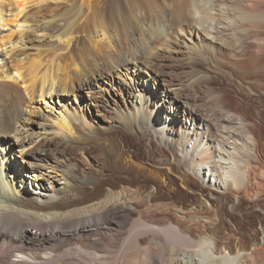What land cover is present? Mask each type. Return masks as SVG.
Returning a JSON list of instances; mask_svg holds the SVG:
<instances>
[{"label": "bare ground", "instance_id": "obj_1", "mask_svg": "<svg viewBox=\"0 0 264 264\" xmlns=\"http://www.w3.org/2000/svg\"><path fill=\"white\" fill-rule=\"evenodd\" d=\"M43 38L45 54L25 53ZM173 52L183 60L174 70L181 79L160 61ZM249 77L264 85V0H0V264H264L263 226L259 241L253 231L245 241V232H223L222 217L205 214L206 202L192 198L181 208L161 196L160 210L200 229L192 238L167 222L162 230L145 223L135 206L145 179L169 192L174 183L164 169L180 173L188 188L194 177L197 192L214 203L251 197L264 109H247ZM114 91L126 97L121 105ZM65 95L74 108L55 102ZM36 98L51 108L34 111ZM261 98L264 91L254 99ZM110 103L111 129L123 124L127 136L138 134L170 158L159 155L151 171L117 148L115 159L126 163L115 171L120 180L97 175L81 185L61 147L90 143L78 131L91 134L87 118ZM15 148L22 160L10 156ZM47 168L54 180L46 178L45 192L24 184ZM260 174L255 185L264 189V168Z\"/></svg>", "mask_w": 264, "mask_h": 264}, {"label": "rangeland", "instance_id": "obj_2", "mask_svg": "<svg viewBox=\"0 0 264 264\" xmlns=\"http://www.w3.org/2000/svg\"><path fill=\"white\" fill-rule=\"evenodd\" d=\"M132 10H133V8H131V10H129V12H127L129 14L127 16H129L131 19L133 18V15H136L137 14L136 12H133ZM130 11H132L133 13H130ZM2 33H7V31L5 30ZM44 39L45 38H43L41 40H37V42L32 41L30 44H27V49L25 50V53H27V51H28L27 54H32V52L35 53L38 50V52L45 54L46 53L45 49L48 48V46H47L48 44H45V42L43 41ZM33 45L35 46V48L33 47ZM44 46H45V48H43ZM40 49H42V50H40ZM164 58H170V59H161L160 61H161V63L163 65L172 67L171 69H168V70L166 69V71L171 74V78L172 79L173 78L174 79L175 78L176 79L183 78L182 76L179 75V73L177 71H174L175 69H177V66L180 65L183 62V60H181V59H178L177 60V58H179V57L177 56L176 52L175 53L173 52V53H171L169 55H164ZM210 73H213V74L215 73V76L219 74L218 72H214L212 70H211ZM255 80H256V78L249 77V78L243 79V81H242V85H243L242 87L243 88H246V90H247L246 84L249 83L248 85L251 87L250 90L252 89L251 90L252 91L251 92L252 94H250V95H252V98L253 99L250 100V101L252 102L253 105H251V102H249L251 106L247 108L248 110L250 109L249 110V113H251V114L253 113L252 106L253 107H255V106L259 107V110L264 109V108H262L264 106V98H261V100H260V102L263 103L262 104V107H261V103H259V100H255L254 99L256 96H258L261 92L264 91V85L261 82L260 83L259 82H255ZM228 85L230 87V85L232 86L233 84L232 83H229ZM232 87L235 88L234 85ZM229 90L232 91L231 88ZM108 91H109V89H108ZM82 95H85L84 91H82ZM112 95H113L112 96L113 97V100L115 99L116 100L115 102H117L120 105L122 103V100L123 99L124 100L126 99V97L123 94L122 95H118V92L117 91H114ZM240 95L242 96V94H240ZM67 98H69V96L65 95V96H60L59 99L55 98L54 100H55L56 103H58V101H60V105H63V103H66V106L68 108H71V109L74 108L77 105L76 99L74 97H70V99L67 100ZM85 99H86V101H88L86 96H84V100ZM38 100L39 99L36 98L34 100V104L32 105V106L35 107L34 111L40 110V108H42L41 110H44L45 112H47L49 110L48 108H51V105H50L51 103H50L49 106H48V108L43 109L44 108L42 106L43 103H41ZM77 100L79 101L81 99L78 97ZM253 101H256V102L253 103ZM113 104H111V103L109 104V107H107V112H102V113H99L98 114L97 111H95L96 109H94L93 110L94 112H92L93 115H90L91 109H93V106H90V111H89V109L88 110H85V108H84V112L88 116L90 115V118H87V126H89L91 124L92 130L90 131L91 134L87 133L85 131V129L78 131V134H80L81 137L83 135V137L89 138L90 139V143H88V144L87 143H83V142H79V143L74 142L75 144L74 143H71V144L66 143L64 145V147H61L62 152L63 153H66V154H69V156L72 158V160H70V162H69V165H72L73 167H75L76 169H78V170H76L74 168L76 170L75 171L76 174H78L79 182H80L81 185L89 186L90 184H88V182H89L88 179H91V177L93 178V176H97V175L99 177H101V176L103 177V175H106V176H104V178H107V179H110V180H114L115 179L114 181H119L120 178L117 177V176H115V175H117V174H115V171L117 169H123L121 167L122 165L125 168V165H126L125 159H120V160L118 159V162L116 160L117 159L116 158V155H117V152L119 150H121V151L123 150V152L124 151H127L126 153L132 152L133 155L135 156V158L138 159V160L135 159L136 164H141V165H143L144 167H146L147 169H149L151 171H153V170L156 171V167L155 166H158L157 160L159 158H162L159 155H162L163 154V156H165V153H166V156L167 157L165 156V158H170V155L167 153L166 150L161 149L163 151L161 152V154L160 153L158 154L156 152L157 150H155V148L158 147V146L154 144V146H155L154 147L153 144L148 143L146 140L140 138L138 136V134H135L134 139L133 138H130L129 136H127L126 135V128L124 129V125L123 124L122 125L121 124L114 125L112 127V129H111V127H109L110 122H112V121L115 122V120H114V118L112 116V113L110 111L111 108L113 107ZM257 107H255V108H257ZM260 107H261V109H260ZM25 109H26V107H24L23 110H25ZM26 110H32V109H29V107H28V109H26ZM31 117H32V120L38 118L37 116L35 117V115H31ZM263 128H264L263 126L259 127V129H260L259 132H260L261 135L259 136V141L257 142V146L258 147H257V150H256V155H257L256 156L257 157L256 158L257 159L256 162L258 164L256 163L255 165H253V167L256 166L255 167L256 169L254 168V170H255L256 174L258 175V178L256 176V179H255L256 182L260 179V175H261L260 173L262 172V168H264V129ZM28 129L30 131L31 130V127H28ZM36 131H38V130L36 129L35 132ZM83 132H85V133H83ZM113 133H114V135H113ZM114 138H115V140H114ZM149 141H151V138L149 139ZM79 144H80V146H79ZM68 145H70V148H69ZM121 147H122V149H121ZM26 148L31 149L30 147H26ZM112 148H113V150L115 148V151L114 152H113ZM117 148L119 150H117ZM19 150H20L19 148H15L14 153L12 155H10L14 161H16V160H22V154H20V151ZM111 150H112V152H111ZM148 151H150V152H148ZM63 153H60V154H63ZM148 153L150 155V159L149 160L146 159V156H147ZM113 155L115 156L114 158H113ZM119 161H121V162H119ZM142 161L143 162L145 161V162L143 163ZM30 162H32L33 164L35 163L34 165H41V166H45L46 167L44 161H38V160L31 159ZM114 162L116 163V165H115ZM153 164H154V169H153ZM113 165L115 167H117V168H115ZM161 166H165V165H161ZM157 170H160V169H157ZM260 170H261V172L259 173L258 171H260ZM161 171H162V173L160 175H169L172 178V181H173L174 185L171 188H169V192L167 193V191L162 186H160L161 184L159 182L158 183H155V184L152 183V185H151V181H149V179H145L146 180V186L147 185L148 186H147V188L145 187L144 190L142 189L141 190L142 192L141 191L139 192V193H141V195L139 194L140 195L139 197L141 199L137 198L138 201H137V203H135V206L139 210V213H141L140 214L141 220L144 219L142 221H145L146 220L145 223L147 221H148L147 223L151 222V223H149V224H153L151 226H153L154 228L156 227V229H161V230L164 229V228H166V227H168V224L167 223H170V225L172 227H174V226L177 227L180 232L185 233V234L186 233L189 234L191 232V233L194 234V236H193V234L190 233V235L192 236V238H194V237L197 238L198 234L200 233V229H198V228L196 229L194 226H190V225H189L190 226V229H188L189 228L188 223H185V222L179 223V221L176 219V216L173 215L174 214V211L172 209H168V211L167 210L162 211L163 209L160 210V208H162V207H159L158 208L157 205H156V201H159V199H160L161 196H163V197L167 196L166 194H170V196L173 198V200H175L174 201L175 207L176 206L177 207H180L181 206V208L182 207L183 208L184 207H187L188 204L192 203V202H189V201L190 200L192 201V198H195L197 200H200V202H204V203L206 202L207 203V205H206V211L207 212L205 211V214L206 215L212 216V217H222L223 218V219L220 218V220L218 218L216 219V223L219 224V225H221V228H222V231L223 232H229V231L230 232H234L237 229V231L240 230L242 232H245V236H246V237L244 236L245 241H248L247 240L248 239V234L249 235H253V237L256 235L257 236L256 239H257V241H259V235H260V231L259 230H261L264 227V189L263 188H260L259 186H256L257 184L255 183V180H252L251 181V184H252L251 191L252 192H251V197L250 198H247L246 199L244 197H240V198H238V200H235L233 202V200L229 196L228 197L226 196L225 198H223L220 201V203H214V202L208 200L207 197L205 196V195L208 194V192L204 191L203 194L197 192L198 190H196V189H197V186H198L197 185L198 182H197V180L194 177L190 176V179H192V180L194 179V180H193V184H188L190 186L188 188V187L184 186L183 184H181V181L178 180L180 173H178L177 171H176V173L175 172H171L170 170L168 171L167 169H164V171L163 170H161ZM157 173L159 174V172H157ZM42 174H43L42 175V178L41 179H36V180H34L33 177H31L30 175L26 176V183H24V184H26V186L28 188H32V189L34 188L33 190H35V191L41 192L43 190V192H45L44 191V188H45V186L48 185V183L45 180L49 176L52 177L54 173H52V170L51 169H48L47 168L46 170H42ZM83 176L85 178L86 177H88V178L85 179ZM116 178H117V180H116ZM52 180H54L53 177H52ZM192 180H190V181L192 182ZM55 184H56V181H54V185ZM18 185H19V183H18ZM155 185L157 186V188H155L156 187ZM149 186H150V188H149ZM143 191H145L146 193L143 192ZM142 193H143V195H142ZM144 194H146L147 196L146 195L144 196ZM152 194H154V195H152ZM255 195H257V196H255ZM190 196H191V198H190ZM193 203H195V201H193ZM209 203H210V205H209ZM260 209H262V210H260ZM151 211H153V212H151ZM147 214H148V216H147ZM170 214H172V215H170ZM230 215L232 217H230ZM163 216L164 217L167 216V217L164 218ZM172 218H174V219H172ZM166 219H167V221H165ZM168 219L170 220V222H169ZM226 219H227V221H226ZM228 221H230V222H228ZM163 222H165V223L167 222L166 223L167 226H166V224L164 225ZM241 222H243L242 225H241ZM157 223H158L159 226L156 225ZM236 223H238V224H236ZM183 225L184 226L186 225V227H184ZM233 226H235V228ZM194 231H196V232H194ZM252 231L255 232V235H254V233Z\"/></svg>", "mask_w": 264, "mask_h": 264}]
</instances>
